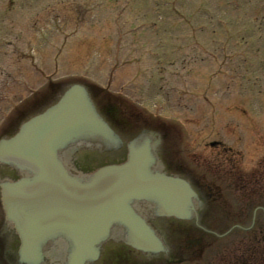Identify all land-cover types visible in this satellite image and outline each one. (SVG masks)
<instances>
[{"label":"rangeland","instance_id":"1","mask_svg":"<svg viewBox=\"0 0 264 264\" xmlns=\"http://www.w3.org/2000/svg\"><path fill=\"white\" fill-rule=\"evenodd\" d=\"M15 1L21 8L12 14L15 28L23 22L32 27L26 36L35 41L24 61L15 59L16 69L22 62L26 76L16 72V77L34 88L45 82L43 74L60 84L99 83L121 93L145 115L148 111L180 128L172 134L170 148L188 164L200 163L197 170L214 164L217 149L205 146L208 140L221 141V148L233 146L238 171L225 173L233 186L221 183L215 212L220 206L218 211L236 215L264 196V0H0V9L7 2L12 8ZM65 16L69 26L60 30L64 41L63 35L56 39L51 24ZM35 27L43 29H39L42 41ZM118 29L124 34L120 43L116 41ZM44 41L49 46L39 44ZM63 41L66 50L56 52ZM26 59L31 69L23 66ZM19 96L27 94L21 89ZM147 124H134L126 139ZM89 151L79 147L66 155V162L90 168L111 157ZM191 151L198 153L197 159L187 157ZM218 166L224 170L226 165L220 162ZM212 173L205 177H215ZM226 219L217 216L214 227L223 228ZM156 223L175 256L187 260L183 264H222L215 260L216 250L194 251L187 246L188 237L197 234L196 225H178L166 218ZM242 234L237 231L213 245L232 251L242 242ZM203 240L207 242L205 236ZM112 243L104 249V264H110ZM124 257L125 264L164 261L138 253L132 259Z\"/></svg>","mask_w":264,"mask_h":264},{"label":"water","instance_id":"2","mask_svg":"<svg viewBox=\"0 0 264 264\" xmlns=\"http://www.w3.org/2000/svg\"><path fill=\"white\" fill-rule=\"evenodd\" d=\"M156 136L144 131L128 143L127 161L80 177L69 170L62 152L79 142L100 150L118 149L123 141L96 111L84 86L72 85L44 113L0 142V161L22 171L4 191L8 216L22 235L21 254L40 264L41 249L64 247V264H91L114 229L142 251L163 250L157 229L135 208L143 204L155 216L191 219L201 201L182 178L157 169ZM57 244V243H56Z\"/></svg>","mask_w":264,"mask_h":264},{"label":"flooded vegetation","instance_id":"3","mask_svg":"<svg viewBox=\"0 0 264 264\" xmlns=\"http://www.w3.org/2000/svg\"><path fill=\"white\" fill-rule=\"evenodd\" d=\"M0 219H1V218H0ZM6 228L11 230V227L8 226V225H6ZM1 232H2V230H0V249L4 247V246H3V245H4V239L2 238V233H1ZM15 244H16V242L14 243V245H15ZM9 245L11 246V244H9ZM7 250H8V247H7V249L5 250V252H4V254H3L4 256H6V254H7Z\"/></svg>","mask_w":264,"mask_h":264}]
</instances>
